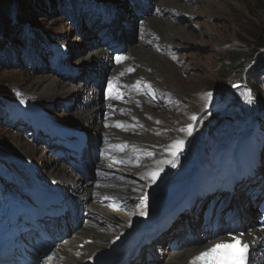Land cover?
<instances>
[{
  "label": "rangeland",
  "instance_id": "1",
  "mask_svg": "<svg viewBox=\"0 0 264 264\" xmlns=\"http://www.w3.org/2000/svg\"><path fill=\"white\" fill-rule=\"evenodd\" d=\"M102 1L74 0L70 3L68 0H23L19 4L17 0H9L6 3H0V97H4L6 103L12 100L11 107L28 106L27 108L38 114L59 119L58 121L49 120L46 122L47 125L70 126L63 123V120L78 119V110H84L90 104L87 90L91 89L98 96V91L86 83L88 78L85 74L86 68L91 66L100 72L103 68L108 70L109 66L88 64L87 54L94 48L93 45L91 48L88 46L92 35H88L87 26L82 27V22L77 23L80 19L74 18L75 10L90 7L94 2L101 5ZM154 1L161 3L160 0ZM149 2L154 4L151 0ZM187 2L180 0L178 7L173 6L167 10L162 7V12L159 11L161 14H156V17L159 16L164 23L181 28V31L185 32V35L182 33L185 38L176 35L173 37L174 49L169 50L168 53L176 59H165L174 65V77L170 75L169 80L165 81L156 76L163 84L146 86L147 95H149L146 99L151 100L157 109V114L149 113L146 116L153 128H148L136 114H130L131 121H134L133 125H129L132 131L146 137L151 132L156 139L155 143L134 141L131 144L133 151L138 157L148 160L164 159L167 148L173 153L177 151L179 157L172 163L176 168L182 163L185 155L188 164L197 159L195 164L198 162L202 164L205 157L208 159L212 157L205 154L210 155L220 150L223 145L231 148L233 152L241 143L255 147L260 152L263 151V148H260L262 145H256V139L262 136L264 140V122L261 123L264 120V71H261L263 78L254 77L253 79L249 72L263 60L264 56V47L258 45L264 31V0H187ZM123 5L128 16L135 15L136 5L129 4L127 0H123ZM151 15L154 14L147 11L144 20ZM133 23L135 22H127L126 30L131 37L127 42L125 41V45L135 40L140 42L144 38H149L161 48L159 50L161 53L164 52L163 45L158 38L153 37L154 34L144 32L145 29L133 32L136 30ZM88 29L92 30V28ZM31 30L36 31L45 42L53 45L47 52L55 48L65 51L68 56L66 61L71 68L87 77L83 81L81 79L78 81L77 78L67 75H55L45 64L46 59L45 62L41 61V55H44L46 51V48L43 54L39 51L43 49V45L33 48L30 53L39 57L35 62H32L30 57L24 58L28 52L25 51L16 33L24 32L28 36ZM180 33L179 31L177 34ZM5 45L12 46L10 54L1 53L7 48ZM97 46L102 47L100 44ZM135 58L133 55L132 59ZM143 64L146 73L150 74L153 71L152 65ZM177 68L181 71H177ZM172 81L177 82L180 92L171 88ZM236 81L240 82L241 86L232 89L231 85ZM44 85L47 86L48 93H44ZM157 91L160 92L159 95ZM210 93L211 96H209ZM249 95L253 103L248 102ZM97 96L94 99H97ZM61 100L71 102L69 108L65 110L64 105L59 102ZM98 100L102 101L100 97ZM38 101H41V104H38ZM202 107L204 111L201 110ZM193 116L196 119H193ZM210 118L213 120L210 121ZM98 122L99 118L96 117L94 124H98V127L94 130L83 125L80 120H78L79 126L76 127L86 128L89 131L88 135L92 136L93 133L96 136L99 132L105 131L101 129L105 126H99ZM19 123L16 121L11 125L5 112L0 113V148H3L5 144L11 146L7 141L9 139L19 142L23 150L29 152L27 154L38 168L40 178H49L51 174L47 170L46 160H54V158L43 155L39 148L21 133L22 126ZM189 126H191V135L188 134ZM181 129L184 131H180ZM180 133L184 135V138L177 139ZM109 139V142L116 140ZM181 140L182 146L179 144ZM176 143L180 146L178 149L173 148ZM28 145L34 148L33 152H30L31 147L28 148ZM218 153H225V151ZM0 155V166L7 165L8 169L16 170L5 162V154ZM130 165L136 167V164ZM191 171L181 173L183 176L180 175V178H187ZM120 183V186H124L123 196L131 199L139 193L143 194L147 186L146 180L139 177L123 179ZM168 183L169 181L164 183L163 190L157 188L156 193L160 192V195L157 196L155 205L160 206L168 202L169 197L173 196L182 184L180 180ZM242 199L245 200L246 197ZM151 201L152 197L149 202ZM147 207L149 211V203ZM151 210L156 209L151 207ZM113 227L117 228V226ZM107 235L111 237L112 232L108 231ZM163 237L164 234L158 239ZM162 248L155 247L157 250L148 252V256L142 250L144 254L141 253L137 264H148L151 254H155L161 261H166L170 254L175 253Z\"/></svg>",
  "mask_w": 264,
  "mask_h": 264
},
{
  "label": "bare ground",
  "instance_id": "2",
  "mask_svg": "<svg viewBox=\"0 0 264 264\" xmlns=\"http://www.w3.org/2000/svg\"><path fill=\"white\" fill-rule=\"evenodd\" d=\"M183 1L184 3H188L187 0ZM151 2L154 3L159 11H161L162 7H164V10L171 9L173 6L178 7L180 0H160L161 3L151 0ZM140 27V30L145 29L144 32L147 31L150 34H154L153 37L160 40V43L163 45V53L159 51L161 48L156 46L152 39L144 38L140 42H136L135 40L126 45V59L121 64H109V58L106 56L108 51L100 46L94 47L87 54L88 64L92 66H109L111 74L116 75L118 79L120 78V83L127 94L126 99L118 103V107L115 111L108 110L107 112L102 113L100 110L104 109L102 107L103 100H98L97 94L91 91V89H88L87 93L90 96V104L87 105V108H84V110H78V119L66 118L63 120V123L70 126H77L79 124L78 120H80L83 125L91 128L92 130L98 127V124H94L96 117L99 118V126H103V122H109V127L101 129L106 131H104L106 137L115 138V142L126 143L124 144L126 147H123L122 154L120 155L121 157H127L126 162L122 165H110L109 168L106 169L104 177L99 179L93 178L91 181H88L76 172L75 169L72 170L69 166L65 165L62 160H46L48 163L47 170L51 176L49 178L42 177L41 179L46 183H49L51 187H56L70 192L71 194H75L74 196L76 200L74 206H77L76 208L82 206L83 209L90 208V213L92 214V218L89 219L87 223H82V221L80 222V220H76V225L68 223L65 224L66 226L64 231L53 240L55 247L52 253L47 256H42L49 258L51 264L60 262V260L70 264H79L93 256L100 255L104 252L113 250V248L120 247L124 240L130 236L131 232H133L139 225L143 224V222L145 223L144 220L147 215H141V211H148L147 204L150 201V197L154 199L155 195L156 197L157 195H160V192L156 193V188L154 186L157 181L153 180L152 175L158 170L162 171L164 174L163 165L170 159L173 152L171 149L167 148L165 150L166 157L158 160H148L138 157L133 151L131 144L134 141L139 140H143L147 143H155L156 139L151 132L149 136L146 137L132 131L130 129L131 126L129 125H133L134 121H131L130 114H136L139 117V120H141L148 128H153V126L147 121L146 116L149 113L157 114V109L154 107L155 105L151 100L148 98L146 99L147 90L145 89V85L152 86L157 83L163 84L160 82L161 79L158 80L159 78L156 76L163 78L165 81L169 80L170 75L174 77V65L165 59H173V57H175L170 55L171 53H168L169 50L174 49L173 43L175 42L173 37L176 35L185 38L183 37L185 32L181 31V28L179 27L175 28L173 25L171 26L170 24L164 23L159 16L156 17V14L151 15L144 20L140 24ZM179 31L181 33L177 34ZM182 33L184 35H182ZM133 55L136 57L135 59H132ZM163 56H165V58ZM143 63H149L152 65L153 71L150 74L146 73L145 65ZM125 66H133L134 71L127 73ZM179 70L181 71V69L177 68V71ZM121 72L124 73L123 76L120 75ZM170 86L174 91L180 92L177 82L172 81ZM43 90L44 93H48L46 85H44ZM96 96L97 99H94ZM63 98H66V96H63ZM128 99L130 100L128 101ZM139 100L141 102H139ZM38 104H41V101H38ZM201 110L204 111V107H202ZM109 112L112 113V117L106 116ZM211 119L213 120V118H210L209 120L211 121ZM117 122L122 124L121 128H117L115 126ZM182 137L184 138V135L180 133V135L176 138L182 139ZM7 141L12 147L5 144L3 148H0V154H5V162L9 165H13L16 170L8 169L7 171L1 165L0 172H6L2 174L9 175L10 178L15 181H22L25 174H33L34 163L27 154L29 152L23 150V146L19 142L17 143L13 141V139H9ZM29 147H31V145H28V148ZM178 147L179 146L176 143L173 148L178 149ZM33 151L34 148L31 147L30 152ZM253 155H255V153ZM224 157L225 153H217L214 157L212 156L209 159L205 157L204 162H202L204 169L200 170L199 165L201 162H198L196 164L197 167H194L195 169L193 171L190 170L191 173L188 176L190 177L189 179L197 181L216 179L218 169L224 163ZM183 160L185 161L181 163L176 170H174L173 177L180 176L181 173H184L189 169L186 155L183 157ZM14 161H16L15 164H13ZM101 163H105V161H101ZM131 163L136 164V167H131ZM133 177L146 179L147 186L145 189L150 192L151 195L147 198V201L139 200L141 195L137 198L138 200H136L133 205V212L130 214L128 219L121 217L119 212L107 210L95 203L94 198L96 197L92 196V194L95 193H108L109 195L121 197V195L125 193L123 191L124 186H120V180ZM164 183L158 188L162 189L165 186ZM127 190L128 186L126 191ZM70 225L75 226L70 227ZM113 226H117V228H114ZM239 230L241 233H245V241H249L247 238L249 235L253 240L259 236L260 233H264L263 230L257 228L256 226L249 225L248 223L240 226ZM108 231L112 232L111 237L107 235ZM85 238H91L92 242L86 243L80 247L79 243H81ZM206 240V238L204 239L203 237H200V239L196 242L187 241L183 244L182 249L179 252L170 254V257L167 258L166 261H161V259L157 258L155 254H151V259L149 260L150 262L147 263L185 264L195 254L202 251L204 248H207L211 244L206 242ZM140 257L141 254L139 253L134 258H131L127 264H137L138 261H140ZM253 261L254 263H258L259 257L255 255Z\"/></svg>",
  "mask_w": 264,
  "mask_h": 264
},
{
  "label": "snow or ice",
  "instance_id": "3",
  "mask_svg": "<svg viewBox=\"0 0 264 264\" xmlns=\"http://www.w3.org/2000/svg\"><path fill=\"white\" fill-rule=\"evenodd\" d=\"M125 59L126 58L122 56H117L115 58L117 64H121L122 61H124ZM173 59H175V57H173ZM128 71L132 72L134 71V69L130 68ZM120 75L123 76L124 73L121 72ZM108 90H109V95L112 96L113 84L111 81H108ZM211 95L212 94L210 93L209 96ZM112 98L123 99V96L118 95ZM247 99L249 103L254 102L251 95H249ZM193 119H196V117L193 116ZM157 123H159V121H157ZM104 126L108 127L109 125L105 123ZM115 126L117 128H121L122 124L120 122H117ZM180 131H184V129H181ZM188 134L191 135V126H189ZM179 144L182 146L183 141L181 140ZM121 151H123V148H121ZM173 155H175V153H173ZM171 162L172 161H170V163ZM156 175H158V172L153 173L152 178L155 179ZM142 199L146 201V198H142ZM145 214L146 212L141 211V215H145ZM247 238L249 239V242H245L246 239L245 233H237L236 235L231 236L229 242L215 244L209 250L205 252H201L199 256L194 258L192 264H196V261L202 259L206 260L207 264H249L250 243H254L255 241L250 238V235Z\"/></svg>",
  "mask_w": 264,
  "mask_h": 264
},
{
  "label": "trees",
  "instance_id": "4",
  "mask_svg": "<svg viewBox=\"0 0 264 264\" xmlns=\"http://www.w3.org/2000/svg\"><path fill=\"white\" fill-rule=\"evenodd\" d=\"M7 1H9V0H1L2 3H6ZM17 1H18L19 4L23 2V0H17ZM33 34H34V36H39L36 31H33ZM258 45L260 47H264V31L262 32V35L260 37V40L258 41ZM1 53L7 55V53L10 54V51H7L6 50V51H2ZM263 59H264V56H263ZM257 66L258 65L256 64L255 67L249 72L250 73V76H251V79H253L254 77L257 76V71H256Z\"/></svg>",
  "mask_w": 264,
  "mask_h": 264
},
{
  "label": "water",
  "instance_id": "5",
  "mask_svg": "<svg viewBox=\"0 0 264 264\" xmlns=\"http://www.w3.org/2000/svg\"><path fill=\"white\" fill-rule=\"evenodd\" d=\"M0 3H2V2L0 1Z\"/></svg>",
  "mask_w": 264,
  "mask_h": 264
}]
</instances>
